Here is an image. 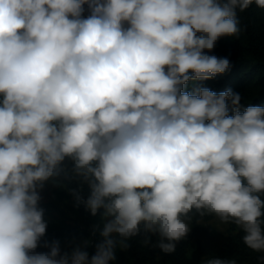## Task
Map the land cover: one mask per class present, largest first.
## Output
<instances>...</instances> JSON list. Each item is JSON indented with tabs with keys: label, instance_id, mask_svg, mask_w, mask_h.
Returning <instances> with one entry per match:
<instances>
[{
	"label": "clouds",
	"instance_id": "1",
	"mask_svg": "<svg viewBox=\"0 0 264 264\" xmlns=\"http://www.w3.org/2000/svg\"><path fill=\"white\" fill-rule=\"evenodd\" d=\"M251 2L0 0V264H113L142 233L173 254L193 211L264 253V106L197 83L229 70L209 53ZM61 174L100 216L92 254L41 243L42 192Z\"/></svg>",
	"mask_w": 264,
	"mask_h": 264
},
{
	"label": "trees",
	"instance_id": "2",
	"mask_svg": "<svg viewBox=\"0 0 264 264\" xmlns=\"http://www.w3.org/2000/svg\"><path fill=\"white\" fill-rule=\"evenodd\" d=\"M240 32L235 37H221L214 50L209 53L217 57H227L229 70L215 79L198 81L214 92L231 89L241 95V111L251 105L264 106V7L252 0L250 5L237 13ZM77 184L74 180L61 174L43 190L45 197L41 202L44 218L48 221V229L44 240L58 239L62 249L75 243L89 240L90 254L94 252L92 245L98 241L92 234V226L100 224L99 214L91 216L83 206L76 207L70 194ZM47 193V194H44ZM87 194V188L84 189ZM190 232L185 240L177 244L173 254L162 253L158 248L144 246L141 241L143 233L128 241L126 250H117L113 264H199L205 257H221L236 260L237 264H264V253L255 252L243 242L244 233L233 223H228L225 238L218 249L209 250L205 241L213 240L211 221L212 214L200 216L193 211L189 214ZM155 237H152L153 242ZM47 251V249L40 247Z\"/></svg>",
	"mask_w": 264,
	"mask_h": 264
},
{
	"label": "rangeland",
	"instance_id": "3",
	"mask_svg": "<svg viewBox=\"0 0 264 264\" xmlns=\"http://www.w3.org/2000/svg\"><path fill=\"white\" fill-rule=\"evenodd\" d=\"M50 181L46 186H50L51 185ZM47 194V193H44ZM42 196H43V200L45 199L43 192H42ZM228 224H224L221 223L220 220L215 217L212 221H211V228H212V232L214 234V239L213 240H209V241H205V245L207 246V248L211 251L218 249L219 246L222 244V242L224 241L225 238V231L227 228ZM38 251H44L43 249H37Z\"/></svg>",
	"mask_w": 264,
	"mask_h": 264
}]
</instances>
